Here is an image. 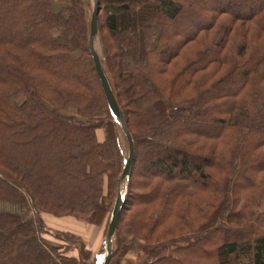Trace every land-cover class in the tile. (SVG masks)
<instances>
[{"label": "trees", "instance_id": "trees-1", "mask_svg": "<svg viewBox=\"0 0 264 264\" xmlns=\"http://www.w3.org/2000/svg\"><path fill=\"white\" fill-rule=\"evenodd\" d=\"M68 2L0 0V264H87L85 240L43 215L102 223L120 134L128 155L90 0ZM95 40L134 147L111 257L132 239L139 264H264V0H98Z\"/></svg>", "mask_w": 264, "mask_h": 264}, {"label": "rangeland", "instance_id": "rangeland-1", "mask_svg": "<svg viewBox=\"0 0 264 264\" xmlns=\"http://www.w3.org/2000/svg\"><path fill=\"white\" fill-rule=\"evenodd\" d=\"M50 2H51V8L53 11H59L65 5H67L69 3L68 0H50ZM93 5H94L93 0H90V15H91V12L93 9ZM52 34L54 35V37L57 40L66 44L69 48L74 49L72 51L73 57H77L79 55V50L77 48V40L75 37L67 36L62 31L58 32L55 30L52 31ZM61 35H62V37L64 36V38H60ZM217 35H218L217 36V41H218L222 35V30ZM95 47L97 50H99L98 41H96V40H95ZM25 96H26L25 94H20L17 97L16 102L18 104H20L25 99ZM107 135H108V131H107L106 126H103L99 129H97V131H96V136H97L98 140L105 139L107 137ZM119 142H120V148H121L122 154L124 156L125 155L127 156V151H125V141H124L121 134L119 137ZM100 201H101L102 205L108 206L110 211L112 210V207H113L114 201H115V196L108 193L106 183L104 185V190H103V194L101 196ZM89 215L90 214L88 213V216ZM26 216H28V213L26 214ZM109 217H110V212L105 216L102 223L95 225V224H91V223L87 222L84 218L77 219L76 222H70V221L64 220L62 217L56 218L53 216L52 218L57 219L56 224L53 222L55 227L52 226L53 224H51V226L47 224V227L50 228L51 230L69 231V232L76 233V234L83 233V235H86V236L88 235L89 239L81 236L85 240V242L87 244V248L92 253V258L88 261L87 264H95L96 260H97V256H99L105 252L104 251V240H105V236H106L107 222H108ZM48 222H50V221H48ZM97 237L101 238V242H102V243H100L98 248H97V246H98L97 245V243H98ZM41 238L43 241H45L46 243H48L50 245H59V243H60V240L54 238L52 236V234L49 232H43L41 234ZM140 244H142V243L140 242ZM128 245L129 246L130 245L135 246V244L133 245L132 242L130 243V240H128L127 243L124 245L125 247L123 246L120 249L118 254H116L114 257H111L108 264H110V262L112 264H116L120 257H122L123 255L128 254V253L130 254L129 258L131 260L129 262V264H139V262L141 261V254H142L141 248H140V250L135 248L134 249L135 251L134 250L128 251V249L130 248ZM74 254H75V252H68L67 253L68 256H71Z\"/></svg>", "mask_w": 264, "mask_h": 264}, {"label": "water", "instance_id": "water-1", "mask_svg": "<svg viewBox=\"0 0 264 264\" xmlns=\"http://www.w3.org/2000/svg\"><path fill=\"white\" fill-rule=\"evenodd\" d=\"M93 4H94L93 9L90 15V34H89V41H88L89 51L92 55L96 73L100 80V84L103 89L110 112L112 116L120 122L121 128L128 142V155H127L126 160L124 161L122 173L118 180V189L116 193V198L114 201V205L112 207L111 216H110V220L108 223L107 232H106V236L104 240V251L105 252L97 256V260L95 263V264H108L112 256L111 238L117 227L118 219H119L121 209L124 203V198L120 193L119 184L123 179L129 178L133 156H134V147H133V142H132L130 133L126 127L125 121L119 110L118 104L116 102V99L114 97L110 84L108 82L106 74L104 73L102 69L98 53L96 52V49L94 46V37L97 32L98 0H93Z\"/></svg>", "mask_w": 264, "mask_h": 264}, {"label": "crops", "instance_id": "crops-1", "mask_svg": "<svg viewBox=\"0 0 264 264\" xmlns=\"http://www.w3.org/2000/svg\"><path fill=\"white\" fill-rule=\"evenodd\" d=\"M60 38H64V36L62 37V35L60 36ZM51 217V218H50ZM53 216H51V215H47V214H45V215H43V219H44V221H45V223L46 224H48V225H50L51 226V224H53V222L56 224V222H57V217L56 218H52ZM48 218V219H47ZM64 220H67V221H70V222H76V220H77V218H74V217H70V216H68V217H62ZM47 219V220H46ZM62 219V220H63ZM48 221H50V222H48ZM53 227H55V225L53 224L52 225ZM69 232V231H68ZM72 233V232H71ZM76 234V233H75ZM78 235H80V236H83L84 238L86 237V238H88L89 239V237H88V235L86 236V235H83V233H80V234H78ZM97 240H98V243H97V248L99 247V245H100V243H102L101 242V238H99V237H97ZM132 242V244L134 245L135 244V246H129L130 248L128 249V251H132V250H134L135 248H137V249H139L140 250V246H141V244L138 242V241H135V240H132V239H130V243ZM129 244V243H128ZM132 247V248H131ZM135 251V250H134ZM130 254L128 253V254H125V255H123L122 257H120L119 259H118V262L116 263V264H129V262L131 261L130 260ZM110 264H112L111 262H110Z\"/></svg>", "mask_w": 264, "mask_h": 264}]
</instances>
